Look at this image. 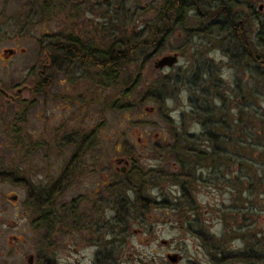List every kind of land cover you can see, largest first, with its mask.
<instances>
[{"label":"rangeland","instance_id":"rangeland-1","mask_svg":"<svg viewBox=\"0 0 264 264\" xmlns=\"http://www.w3.org/2000/svg\"><path fill=\"white\" fill-rule=\"evenodd\" d=\"M37 1L44 0H0V88L16 97L10 101L0 96V172H13L17 178L14 182L0 180V264H27L30 254L33 264H40L41 254L47 255L49 264H264V169L258 158L264 151L260 130L264 127V81L260 87L254 85L245 58L232 61L236 36L223 37L224 28H213L208 34L186 39L184 46L185 37L179 29L158 52L148 49L145 56L128 65L117 85L105 88L93 67L77 64L72 71L56 72L49 87L31 93L43 45L56 31L65 32L69 21L64 15L78 20L74 35L83 38L88 34V40L97 46L102 33L109 32L106 19L110 15L118 19L116 25H127L126 30H140L141 22L152 19L157 5L156 0H54L56 5L61 3L57 5L60 17L53 12L48 21L37 15L41 11ZM193 2L202 10L200 16L217 15V22L224 17L230 25L236 24L264 56V44L256 43L264 42V0ZM54 3L50 9L57 12ZM196 18L189 12L187 27L210 25ZM220 37L223 40L219 42ZM4 49L17 53L8 58ZM171 54L178 56L173 67H153L157 59ZM239 63L242 66L237 67ZM197 72L207 74L203 81L208 74L217 81L220 96H212L216 97L214 111L219 123L211 134L228 140L222 146L230 154L218 151L207 155L197 164L193 180L180 177L169 146L177 133L201 136L207 132L208 118H196L189 104L187 87H195ZM137 75L136 87L127 94L125 80L134 83ZM166 75L173 82L181 78L184 86L161 87ZM236 85L242 87L241 92ZM151 91L160 94V103L148 97ZM240 113L252 117L257 137L248 131L239 134L232 126L220 135L219 124H229ZM83 139L88 146L79 151ZM205 140L202 135L197 142L204 146ZM235 145L240 146L241 155L233 151ZM70 160L71 176L53 210L58 219L73 207L75 223L70 222L74 218L71 212L70 218L65 213L73 226L61 232L55 223L47 233L35 221L21 181L43 192ZM121 182L139 187V196L150 202L145 209L131 192L124 194L123 204L113 187ZM182 184H186L191 201L188 210ZM13 195L17 198L10 200ZM112 226L116 227L113 234ZM43 236H48L49 245L41 244ZM221 238L233 255L248 252L259 260L235 257L229 263L221 262L213 247ZM109 240L112 243L108 244ZM168 255L177 260L171 262Z\"/></svg>","mask_w":264,"mask_h":264},{"label":"trees","instance_id":"trees-1","mask_svg":"<svg viewBox=\"0 0 264 264\" xmlns=\"http://www.w3.org/2000/svg\"><path fill=\"white\" fill-rule=\"evenodd\" d=\"M107 1L108 3L110 2V0ZM122 2L124 3L126 1L122 0ZM156 2L157 5L156 7H154L155 11L152 19L143 23L141 22L142 27L140 30H136L135 27H133L130 31H128L126 30L127 25H116L115 21H117L118 19L114 18L113 15H110L108 19H106L109 23V32L108 34L102 33L103 38H100V44L97 46H93L92 42H90L92 41L91 38H89L88 40V34H85L83 38L81 36L74 35V32H69L61 35V42L65 45V48L67 50V52L64 50L63 54H65L66 52L67 56L65 57L67 59H72L75 64L74 66L72 65L67 67H77V64L79 66L93 67L97 71V77H99L98 79L103 80L101 85H105L104 87L106 88L108 86H113L114 84L117 85L119 83L122 71L126 70L128 65H130L131 63H136L139 56H145V53L146 51H148V49H152L154 52H158L159 49L163 48V46L168 42L169 37L172 34H175L176 30H181L182 34L185 37L184 46H186L188 43H186V39H189L190 37L194 38L195 36L201 34H208L209 31H211L213 28H217L219 30H221V28H224V30H222V32L224 33L223 37H226L227 34L229 35L228 38L236 36V40L238 42L236 45L237 48L233 50L234 52L232 51L231 53L232 61H234L235 59L239 60L245 58L248 64V73L250 74L249 76L252 77L251 79L254 81V85L260 87V84H262V82L264 81V56L260 52H256L257 46H253V44H250V41L248 39L243 37L245 36L244 33H242L243 31L240 32L239 27H237L236 24L234 25V23H231L232 25H230V23L225 21V18H222L221 16V22H217V19L219 18V16L217 17V15L209 16L204 14V17L200 16L199 11L202 10L198 9L196 3L193 2V0H156ZM53 3L54 0H44L40 2V14L43 15L44 13H47V11L48 14H53L54 10L50 9ZM132 8V11H134L135 7ZM148 10H151V8ZM189 12H193L194 17L196 16L197 18H199V20H207V24L210 25L204 27L200 26L199 28L198 26L187 27L186 21ZM46 18V20L50 21L52 19V16H47ZM228 21L232 22L230 19H228ZM221 40H223V38L220 37L218 41L220 42ZM45 42L47 49H49V52L51 53L50 59H57L59 56L57 55L58 52L56 48V43L58 42V40L56 39V36L54 34L52 36H48ZM256 43L261 46L262 44H264L263 41H257ZM227 50H229V48H227L225 51L228 52ZM251 63L252 65L250 66ZM239 64H237V67L242 66L241 63ZM50 68L53 70L51 74L55 75V69H57V66L53 64ZM208 75L209 76L207 80L203 81L202 77L207 76V74H203L202 76H200L197 72L196 74H194L195 80L197 81L194 85L195 87H187V90L190 92L191 95L189 97L190 108L192 112H194L195 117L208 118L206 119L207 121L205 120V123L207 124V132L203 131L202 133L204 138H206L205 143L207 144V146H205L206 144L204 146H201L197 142V140H199L202 135L200 136L185 132L179 134L177 133L175 138L173 139L174 143L169 146L170 151L173 153V157L175 158V162L179 165L180 177L187 179L193 178L194 180L195 175L197 173V164H202L201 162H203V160L207 158V155H212V153L216 154L218 153V151H221V153L230 154L229 151L226 152V150L224 149L225 147L222 146L223 142L227 145L228 140L225 139L224 136V140H221V137L219 135H217V138H215V134H211L212 131L214 132L217 128L216 123H219L216 118L217 115L214 111L216 97L214 95L212 96V94L217 93L220 96V92L217 91L218 84L217 81L214 79V75ZM138 78L139 75L136 76L134 83H128V81L125 80L124 85H127V88H125L127 94H129L132 89L136 87L135 84L138 82ZM180 79L181 78L177 79L176 77L173 82V79H171L168 75L163 76V83L161 87L163 86V88L169 90V88L172 86H184V84H182L184 82H181ZM34 84L38 86L39 83L38 81H35ZM236 89L239 92L242 91V87L240 85H236ZM215 90L216 92H214ZM34 92L39 93L40 88L35 87ZM239 92H237V96L241 95L239 94ZM157 93L158 92L156 91H151V93L149 92L148 97L160 103L161 97L159 96L160 94ZM113 107L120 108V106L117 105H114ZM126 108H129L128 105L126 106ZM223 115H225V113ZM208 125L210 126L211 131H208ZM219 125L222 129L221 131L223 132V134L220 135H225V130L232 126L238 128L239 134L242 132L246 133V131H248V135L257 137L253 131L254 126L252 117L248 118L242 113L239 114L238 119H233L232 122L229 121V124L225 125L221 122V124ZM260 130L262 135H264V127L260 128ZM206 133L207 135H205ZM232 135L233 134H230V137ZM248 135L246 137L247 140L250 139ZM230 139H233V137ZM87 146V140L83 139L81 145L79 146V151L82 149V147L87 148ZM232 148H234L233 151L237 155H241L242 151L239 145L232 146ZM247 149H250V144L249 148ZM234 152H231V154H235ZM258 158L261 165V169H264V151L262 153H259ZM71 162L72 161L70 160V162L68 163L69 165L67 164L64 167L60 175L55 180H53L43 192L38 193L33 190L25 180L21 181V183L25 184L26 186L27 199L30 201L35 211V221H37L38 224L40 223L41 225H43V228L47 230V233L48 230L52 231L53 227L55 226V223L59 224L61 232L65 231L67 228H71V226H73L75 223L73 207L69 208V210H65L58 219H56L57 216L55 215V212L53 210L54 201L60 195L62 189L67 184V181L71 176ZM135 171H137V173L139 172L137 166H135ZM1 179H7L13 182L17 181L16 174L13 172H0V180ZM185 185L186 184H182L181 186V195L185 203L189 205L188 207L186 204L188 210L191 207V201L188 198L189 195L187 194V188ZM188 185H190V183ZM113 187L116 188L117 194L121 196L123 204H125L126 202V196L124 194H127L129 192L134 193V197L136 201L138 200V202L141 204L142 209H145L146 205L150 203L147 200H143L141 196H139L140 189L135 184L121 182L114 185ZM162 207L167 208L168 206L163 205ZM69 212H71L70 216L74 217L70 220L73 225L68 224L67 220L64 217V214L66 213V217L70 218ZM117 221L120 223L119 219H117ZM115 228L116 227L113 226L111 227V234H113V230ZM43 237L45 241L41 240V244L44 245L45 243L47 245L49 238L48 236ZM109 243H112V240H109L108 244ZM46 256L44 254H41V256H39L38 259H40V264H49ZM237 258L238 260L253 259L254 262L259 260L256 254H254L253 257L247 256ZM108 260L112 262L113 257H109Z\"/></svg>","mask_w":264,"mask_h":264},{"label":"flooded vegetation","instance_id":"flooded-vegetation-1","mask_svg":"<svg viewBox=\"0 0 264 264\" xmlns=\"http://www.w3.org/2000/svg\"><path fill=\"white\" fill-rule=\"evenodd\" d=\"M40 4V1L38 2ZM55 7H58L57 5L61 6V3L59 2L57 5L56 3H54ZM40 8H41V5H40ZM59 8V11L56 12V10H54V15L55 17H60V12H61V7H58ZM41 11L38 12L37 15H39L40 17H44L46 18L47 16H51L50 14L47 13H44L43 15L40 14ZM66 13V12H65ZM67 15H75L77 14V12H74V14L72 15V12L69 13H66ZM252 14V13H250ZM67 18V21H69L68 23H66V27L64 28V31H56L55 32V36H56V39L58 40V42L56 43V48H57V52H58V58L57 59H50V52H49V49H47L46 47V42L45 44L43 45V57H42V61H41V67H40V70L38 72V74L36 76H34V80H33V85L31 86L30 88V92L31 93H35L34 92V88L35 87H39L40 89L42 87H49V84L52 82V80L55 78V75H52L51 72H53V70L50 68L52 67L53 64H55L57 66V69H55L56 71L55 72H58V71H63V69H67L68 67L67 66H74V62L72 61V59H67L65 56H67V50L65 48V45L61 42V35L63 34H66V33H69V32H73V31H76V28L78 27V23L77 21H73L72 17H68V16H65L64 15V19ZM71 19V20H70ZM76 19V17L74 18ZM46 22V21H45ZM66 51L65 54H63V51ZM19 52V51H18ZM2 53L8 57V58H11L13 56L16 55L17 53V50H14V49H4L2 50ZM70 70V68H69ZM72 71V70H71ZM49 72V73H48ZM35 81H38V86L34 84ZM4 92L0 91V96L3 97V98H8L10 101H14L15 100V96L13 95H10L7 93L6 90L2 89ZM17 94L20 93L19 91L16 92ZM24 100H21L20 103H23ZM208 238V237H206ZM216 244L214 247V251L215 252V255L216 256H220L221 259L220 261H224V263H229L230 261H232V259H234L235 257H247L248 256V252H242L239 254V256H236V255H233V253L231 251H229L227 249V247L224 246V242H223V238L219 239V241H215ZM214 242V243H215ZM250 257V256H249Z\"/></svg>","mask_w":264,"mask_h":264},{"label":"water","instance_id":"water-1","mask_svg":"<svg viewBox=\"0 0 264 264\" xmlns=\"http://www.w3.org/2000/svg\"><path fill=\"white\" fill-rule=\"evenodd\" d=\"M178 61V56L177 54H171V55H165V56H162L161 58L157 59L155 62H154V65L153 67L155 69H163V68H171L173 67ZM0 91L4 92L1 88H0ZM20 92V90H18ZM124 171V170H122ZM17 198V196H11L10 197V200H15ZM171 262H175L177 259H176V256L173 255H168L167 257ZM27 264H33V255H29L27 256Z\"/></svg>","mask_w":264,"mask_h":264}]
</instances>
